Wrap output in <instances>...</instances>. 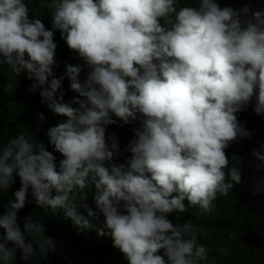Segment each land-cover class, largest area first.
<instances>
[{
    "label": "clouds",
    "instance_id": "9594fccd",
    "mask_svg": "<svg viewBox=\"0 0 264 264\" xmlns=\"http://www.w3.org/2000/svg\"><path fill=\"white\" fill-rule=\"evenodd\" d=\"M178 3L51 0V28H45L25 0H0V66L24 73L32 81L28 90H39L41 103L66 117L46 132L63 157L59 170L55 156L28 132L0 145V190L14 176L20 182L0 215V264H11L16 249L23 260L55 251L42 223L25 216L23 231L17 224L26 194L78 231L110 236L127 264L206 260L193 223L173 224L168 214L185 212V202L210 212L218 193L243 182L224 149L253 134L237 119L250 101L264 116V9L234 10L217 0ZM55 30L90 69L81 81V66L65 65L77 107L62 102V92L54 96L63 79L52 71ZM4 90L13 88L6 83ZM117 119L121 126L139 121L120 164L113 162L123 154L119 142L105 134ZM251 156L256 169L264 168V143ZM90 188L95 211L86 203Z\"/></svg>",
    "mask_w": 264,
    "mask_h": 264
},
{
    "label": "trees",
    "instance_id": "16d2710c",
    "mask_svg": "<svg viewBox=\"0 0 264 264\" xmlns=\"http://www.w3.org/2000/svg\"><path fill=\"white\" fill-rule=\"evenodd\" d=\"M184 2L185 0H179L177 6L183 5ZM217 2L221 7L228 6L234 10L243 6H248L250 10L264 9V0ZM25 3L28 5L30 16H36L41 19L45 28H51L52 9L47 7L51 0H25ZM53 39L56 43L53 76L63 77L61 87L54 96L62 92V102L77 107L72 100L73 97H80L69 87L70 81L64 74L65 65L79 64L81 72L78 76L81 81L90 69L75 50L67 47L59 30L54 31ZM6 83L13 88L11 94L4 90ZM31 83L24 73L16 76L10 73L7 66H0V145L6 144L20 132H28L55 156L59 170V160L63 157L49 144L46 132L49 127L63 122L66 117L53 113L46 103H41L39 90L36 93L28 90ZM253 102L250 101L246 109L237 113L238 121L253 134L249 138H237L224 149L229 158V165L240 167L243 182L235 185L226 195L218 193L210 212L205 213L185 202V212L174 211L168 214V219L173 224H183L186 221L193 223L197 243L207 248V258L203 264H264V168L256 169L253 166L254 158L251 156V150L258 149L260 144L264 143V116L253 112ZM37 112L43 114V121L38 120L35 115ZM138 127L139 121L121 126L118 119L116 124L106 126V136L115 135L123 153L114 157V163H124V157L130 155L123 152V149L134 135L132 129ZM19 187V178L14 176L11 187L7 191L0 190V215H3L4 205L8 200H14L12 192ZM94 194V188L87 191L86 203L95 211ZM79 210L83 212V208ZM25 216H31L33 221L42 223L45 236L55 242V251L43 257L38 255L32 260H23L20 250L16 249L15 259L11 264H127L123 254L112 245L110 236L97 235L95 229L78 231L70 220L63 218L59 212L52 214L38 207L29 194H26L25 206L17 213V224L21 231ZM103 219L102 214L98 213V226L103 224ZM3 236L4 230L0 228V241ZM7 246L13 247L11 242ZM158 254L162 255V250H159Z\"/></svg>",
    "mask_w": 264,
    "mask_h": 264
}]
</instances>
